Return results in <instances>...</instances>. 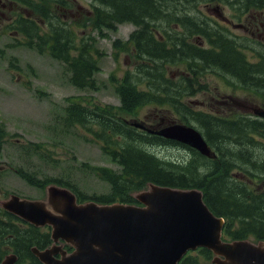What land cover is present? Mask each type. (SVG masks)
Instances as JSON below:
<instances>
[{"label":"trees","instance_id":"1","mask_svg":"<svg viewBox=\"0 0 264 264\" xmlns=\"http://www.w3.org/2000/svg\"><path fill=\"white\" fill-rule=\"evenodd\" d=\"M0 2L15 6L17 10V13L14 14L15 18L6 28L23 37L22 41L16 40L9 47L32 49L39 54H48L52 59L65 64L67 70L64 71L70 85L80 91L98 89L94 77L100 71L99 58L104 54L100 53L98 47L92 45L95 39L91 37L85 38L84 42L77 43L74 25L69 24L66 20L64 21L63 18H59L60 14H68L69 11L73 10L74 3L72 0H0ZM180 4L177 3L174 6ZM196 4L198 5L197 1ZM148 5L154 6L151 0H120V4L118 0H94V2H89V9L86 10V13L91 15L88 18L92 19L88 21V24L110 32L115 31V33L116 24H134L138 31H135L127 42H116L115 40L112 42L111 47L115 61L118 60L121 52H124L131 54L138 60L143 57L145 60L150 61L157 70L166 62L189 60L193 62V65L189 67L188 80L194 84L183 81L181 86L172 82L171 86L175 94L166 99H160L158 96H154L153 93L139 90L130 76L127 75L115 90L120 102L119 107L94 103L90 108H86L79 101L72 104L67 103L64 108L65 123L69 126H82L88 132H91L96 140L102 142L103 146H100L102 152L119 166L117 171L101 167L90 168L96 177L108 184L109 192L99 196L95 194L85 196L75 187L74 183L66 181L64 178L43 177L38 172L26 168H12V171L25 183L38 189H44L48 183L67 187L76 195L79 203L89 199L104 204L115 201L134 203L135 200L131 197V192L141 190L147 184L178 189L197 188L202 192V198L206 206L217 217H222L225 220L224 235L226 237L224 236V240H246L253 237V235L256 236L257 240H264V191L251 194L246 191L244 183L239 182L236 191L226 188L222 184V181L228 177L227 175L232 167L231 152L221 150L215 158L211 171L204 174L201 181L190 180L185 176L190 170L196 169L193 166L196 165L194 160L190 161L186 168L181 169L177 162L163 163L153 154H150L149 149L140 146L141 144L154 146L181 145L140 132L129 126L124 117L122 118V115H132L137 118L139 109L144 105L154 103L162 107L167 104L175 113L181 115L183 112V115H181L183 121L192 120L196 122L209 144H214L215 135L206 131L208 126L209 130L212 126L214 130L215 128L221 130L219 142L221 139L232 140L231 137H233L234 143L238 145V139L232 134L239 135V132H243L245 143L250 144L251 140L245 135L244 128H247V126H244V124L246 122L243 120L233 119V117H229V113H226L223 116L225 120L210 123L209 120L212 117L193 112L181 100L184 97L193 96L196 91L195 88L198 89V82L201 78L197 80L199 76L198 71L195 69L197 65H201L199 70L207 69V67L208 69L218 70L221 74L224 75L225 73L226 76L241 84L240 77L242 75L237 72L236 68L235 70L231 68V63L235 59H237V63L243 65L247 72L257 69L258 73L263 74L258 84L251 85L249 84L251 83L250 80L247 83L256 89L254 91L256 96L264 100V54H259V61L250 65L242 55H239L236 42L231 38L225 39L220 28L215 27L213 31L205 26L192 29L191 25L186 22L179 23L182 32L185 33L183 34V41L181 42L178 37L179 34L175 33L173 39L166 38V42L173 48L168 49L165 44L156 40L155 34L149 29L152 10ZM259 5L264 7V0L260 2L256 0H238L237 2L238 10H242L241 12ZM50 14H54L55 18L49 19ZM171 20V17L164 20L165 25L163 28L165 30L155 26L153 32L168 34L169 28L171 30ZM177 22L175 21V25H178ZM195 35L205 39L210 48L202 49L188 41ZM222 39L227 41L225 45L218 43ZM175 49L176 51H174ZM226 54H229V57L226 58ZM168 58L174 59L169 60ZM155 60L160 61L156 64ZM151 68L150 65L146 66L148 70ZM147 76L153 77V80H158L155 75L147 74ZM166 82H170V80L166 79ZM181 88L184 89L181 90ZM200 88L202 87L200 86ZM79 99L84 100L83 97ZM248 123L252 124L253 122ZM249 127L255 128L251 125ZM7 138L8 133L0 124V151L2 144L7 143ZM188 150L191 151L193 159L197 160L199 158L202 164L207 165L206 158L199 156L194 150ZM18 153L24 157L25 161L32 155H44L49 158V151L44 148L43 143L28 142L19 145ZM239 154H237L238 159L241 158V156H238ZM82 166L86 167L87 165L83 164ZM259 169L264 172V166ZM180 171L185 176L181 175ZM250 171L251 184L256 189L260 188L264 183V173H253L252 169ZM14 219V216L6 212L3 214L0 212V260L7 253L12 252L17 256L16 264H40L31 254L30 249L32 247H37L40 250L47 248L51 244L49 231L40 230L25 223L20 224ZM65 248L68 251L71 250L68 247ZM199 257L205 261L204 263H209L211 253L208 250L199 249L196 256L190 253L180 264H199Z\"/></svg>","mask_w":264,"mask_h":264},{"label":"rangeland","instance_id":"2","mask_svg":"<svg viewBox=\"0 0 264 264\" xmlns=\"http://www.w3.org/2000/svg\"><path fill=\"white\" fill-rule=\"evenodd\" d=\"M118 1L120 4V0ZM151 1L154 6L148 5L152 10L150 28L154 29L156 26L163 29L164 20L174 16L185 18V22L189 23L192 29L201 27L200 23L190 19L191 13L189 11L185 9L180 12L178 9L179 5L174 6V4L180 3L182 0ZM74 2L77 8L70 11L71 16L74 18H71L70 21L76 20L74 21V30L77 36L79 38L89 36L95 39L92 45L97 46L100 53L104 54L99 58L100 71L95 74L99 88L97 92L80 91L71 86L65 73L67 69L64 63L51 59L44 54H39L36 50L9 47L16 40L22 41L23 37L12 31L4 30L6 24L14 17V13L16 14L15 6L0 5V124L3 125L5 132L8 133L7 143L2 144L0 151V170L6 169L5 172L0 173V202L7 198V194L11 193L30 200H43L44 194L42 190L25 183L24 180L13 173L12 168H26L48 178H64L66 181L74 183L75 187L85 196H92L94 193L97 195L104 194L109 190L108 184L99 180L90 168L105 166L115 169L116 165L114 166L103 156L99 143L88 140V138L92 139L88 132L79 126L72 125L70 127L65 123L64 108L67 103L79 102L80 97H92L104 104L119 105L113 86L115 83L111 82L109 76L113 74L119 80L127 71L135 74L138 64L133 63L131 57H128L124 52H121L122 54L116 62L111 56V43L114 39L116 42L126 41L130 35L135 33L137 27L133 24H116L115 33V31L110 32L92 25L87 26V23L84 22L86 27L81 28L80 23L84 13L87 21L92 20L88 18L91 15H88L86 10L89 9V2H94V0H74ZM200 6H203V4ZM236 7L238 6L233 5V8L223 6L220 10H223L227 17L231 16L232 13L235 14V11L238 10ZM236 12L241 13V11ZM255 16L257 14L253 12L251 17L255 18ZM262 16H264V12L260 13V17ZM50 18H55L54 14H50ZM64 19H67V16ZM260 21L263 20L259 19L255 22L251 18L249 26L247 25L248 23L243 25V22L239 23L234 19L232 21L234 23L227 26V31L229 32L222 33L225 39H235L234 41L242 52V57H246L247 63L250 65L258 62L254 52L264 51V21L262 23ZM174 22L175 19L172 18L171 25ZM252 25L254 28H252ZM168 32L170 33V28ZM252 38L260 41L259 43L263 46L256 44V42L251 43L250 39ZM182 41L183 39L181 38ZM190 41L198 43V41L202 40L199 39L198 35H195ZM202 42L205 44L204 41ZM225 42L227 41L222 39L218 43L225 45ZM225 57H229V54H226ZM168 59L172 60L174 58ZM235 60L232 62L233 65L231 63V68L232 70L236 68L237 72L242 75L240 77L241 84L237 85L236 81L230 80L229 76H226L225 73L224 75L221 74L218 70L208 68L199 70L201 65H197L195 68L199 73L197 80L201 78L198 82V89L195 88V94L182 100V102L189 105L193 110L222 118L224 117L220 113L226 111H234L233 115L240 113L243 116H248L250 112L246 109L247 106L264 107L262 103L251 98L252 95H256L254 93L256 89L251 87V85L258 84L263 74L258 73L257 69L247 72L243 65L237 63V59ZM159 61L155 60V63L157 64ZM183 62L186 64L169 65L166 68L168 76H171L176 81H179V78L187 77V68L192 66L193 62L189 60ZM249 80L251 85L247 83ZM151 84H154V81H151ZM242 88L246 89L243 90ZM141 89L147 88L145 85H141ZM219 98L220 100H218ZM83 101L81 100L82 103ZM240 114L238 117H241ZM164 116H166L167 120H177L175 122L181 123L179 115L169 106H165L163 109L155 105L145 106L138 111L137 118L132 115H122L129 122L136 119L139 122L149 124L151 127L157 125V128V123ZM252 122H259V120ZM189 123L199 129L198 124L195 122L190 121ZM249 125L255 126L249 123L245 124L244 126H247V128H244L245 135L250 139L254 134L253 137H257L261 142V146L257 147L260 150L250 148L249 144L245 143L243 132H239V135L232 134L238 139V145H236L233 137H231L232 140L221 139L219 142L221 130L219 128L214 130L213 126L210 127L211 130H209V126L206 127V131L214 134L215 139L214 144L210 145L213 158L207 161L205 166L200 161L193 159L191 151L183 145H171L170 147L141 144L140 146L149 149V153L163 163L177 162L181 169L186 168L187 164L194 160L196 165L193 166L196 169L190 170L187 176L182 171H180V174L190 180L197 181H201L204 178V174H208L211 171L214 166V156L219 154L221 150L223 152L228 150L232 154V167L227 175L228 177L222 181V184L224 187L236 191L239 182L249 183L252 163L257 167L264 166V137L255 134L258 132L256 127H249ZM28 142L43 143L44 148L49 151V158L44 155H32L25 161L24 157L18 153L19 145L27 144ZM237 154L241 156L240 159H238ZM251 157L254 159L252 160ZM83 164L87 166L83 167ZM254 182L257 183L256 180ZM204 262L201 257L198 258L199 264H204Z\"/></svg>","mask_w":264,"mask_h":264},{"label":"water","instance_id":"3","mask_svg":"<svg viewBox=\"0 0 264 264\" xmlns=\"http://www.w3.org/2000/svg\"><path fill=\"white\" fill-rule=\"evenodd\" d=\"M149 132L209 155L203 137L191 127ZM135 198L145 207L77 204L69 189L50 185L45 201L12 195L0 206L35 227L50 226L52 246L31 249L42 264H177L187 250L198 247L213 253L212 264H264V242L221 241L223 220L210 212L199 190L151 185ZM63 243L73 251L64 250ZM15 261L9 255L0 264Z\"/></svg>","mask_w":264,"mask_h":264},{"label":"flooded vegetation","instance_id":"4","mask_svg":"<svg viewBox=\"0 0 264 264\" xmlns=\"http://www.w3.org/2000/svg\"><path fill=\"white\" fill-rule=\"evenodd\" d=\"M193 2L194 0H182L180 2L181 4L179 5V11L182 12L183 10H187L191 13V15L195 16L193 20L197 21L198 23H209L211 25H225V24H231L232 21L235 19L237 22H243V25H246L248 23L249 19H254L253 17L249 16V10L247 9L246 11H243L241 13L236 12V11H242V10H236L235 14L232 13L231 16H225L223 13L224 11L219 10V16H217L216 11H215V6H218L219 9L223 8V6H229L230 8H233V5L237 6L238 0H207L206 3L204 4L203 10H201V6L199 5H193L190 4V2ZM260 2L261 0H256ZM189 2V3H187ZM187 3V4H185ZM184 4V5H183ZM238 9V7H236ZM232 10V9H230ZM235 10V9H234ZM258 15L260 16V13L264 12V7H261L256 11ZM264 18V16L260 17ZM234 23V22H233ZM232 23V24H233ZM241 28V27H240ZM150 30H153L152 28L149 27ZM165 29V28H163ZM201 44V42L199 43ZM3 211H1V214Z\"/></svg>","mask_w":264,"mask_h":264},{"label":"bare ground","instance_id":"5","mask_svg":"<svg viewBox=\"0 0 264 264\" xmlns=\"http://www.w3.org/2000/svg\"><path fill=\"white\" fill-rule=\"evenodd\" d=\"M190 2V1H189ZM189 2H187V3H189ZM187 3H185V4H187ZM208 68V67H207Z\"/></svg>","mask_w":264,"mask_h":264}]
</instances>
